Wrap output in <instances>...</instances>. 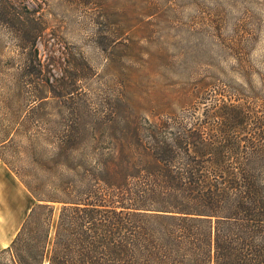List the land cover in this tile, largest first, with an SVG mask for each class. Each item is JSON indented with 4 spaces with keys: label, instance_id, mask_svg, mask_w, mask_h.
Returning a JSON list of instances; mask_svg holds the SVG:
<instances>
[{
    "label": "rangeland",
    "instance_id": "374dc122",
    "mask_svg": "<svg viewBox=\"0 0 264 264\" xmlns=\"http://www.w3.org/2000/svg\"><path fill=\"white\" fill-rule=\"evenodd\" d=\"M5 9L0 170L19 181L47 193L78 183L50 158L66 140L70 151L94 152L73 142L84 125L87 136L106 139L119 133L111 127L200 116L231 102L264 128V0H0ZM22 189L21 223L36 204ZM9 200L0 199V235Z\"/></svg>",
    "mask_w": 264,
    "mask_h": 264
},
{
    "label": "trees",
    "instance_id": "16d2710c",
    "mask_svg": "<svg viewBox=\"0 0 264 264\" xmlns=\"http://www.w3.org/2000/svg\"><path fill=\"white\" fill-rule=\"evenodd\" d=\"M111 129L82 127L73 142L92 153L62 142L50 159L79 181L59 193L19 175L36 204L0 264H264V128L248 107Z\"/></svg>",
    "mask_w": 264,
    "mask_h": 264
},
{
    "label": "crops",
    "instance_id": "0c3cea01",
    "mask_svg": "<svg viewBox=\"0 0 264 264\" xmlns=\"http://www.w3.org/2000/svg\"><path fill=\"white\" fill-rule=\"evenodd\" d=\"M16 180V181H15ZM25 188L24 184L13 176H9L5 171L0 170V199L9 198V202L14 206L12 212L8 215V221L10 223L3 235H0L2 241H0V250L7 248L11 241L15 238L19 228L21 227L22 212L25 210L24 198L25 194L22 188ZM8 188V189H7ZM7 192H9L7 194ZM16 193V194H15ZM21 194V196L19 195ZM26 211V210H25ZM29 211V210H28ZM2 222V219L0 218ZM21 224V225H20ZM1 226V223H0ZM10 236V241L3 242L6 237Z\"/></svg>",
    "mask_w": 264,
    "mask_h": 264
}]
</instances>
